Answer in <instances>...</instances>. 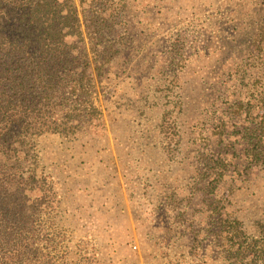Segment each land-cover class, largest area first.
Wrapping results in <instances>:
<instances>
[{"label":"rangeland","instance_id":"obj_1","mask_svg":"<svg viewBox=\"0 0 264 264\" xmlns=\"http://www.w3.org/2000/svg\"><path fill=\"white\" fill-rule=\"evenodd\" d=\"M116 6L123 25L101 37L83 25V34L74 37L78 53L91 63L97 107L62 130L30 139L19 154L24 172L46 180L55 198L45 217L59 237L54 234L42 253L53 256L54 264H228L209 235L199 255H192L187 226L197 221L211 227L192 216L204 201L195 189L201 176L199 136L218 115L226 118L233 105L248 101L249 121H227L230 172L215 200L264 248V105L247 86L258 80L264 91V0H116ZM200 18L206 21L203 36L181 74L179 150L170 162L159 127L172 76L166 37ZM86 32L98 38V55L90 51L96 40ZM255 58L262 65L251 68L248 62ZM217 95L222 103L215 102ZM249 143L251 158H258L246 159ZM171 193L173 207L163 205ZM154 209L159 221L152 218ZM172 229L185 234L164 240ZM165 241L171 245L163 255Z\"/></svg>","mask_w":264,"mask_h":264},{"label":"trees","instance_id":"obj_2","mask_svg":"<svg viewBox=\"0 0 264 264\" xmlns=\"http://www.w3.org/2000/svg\"><path fill=\"white\" fill-rule=\"evenodd\" d=\"M86 2L88 0H0V264L55 263L53 256L42 253L45 245L53 243L54 228H49L52 222L45 217V209L55 198L46 180L24 172L19 154L30 139L62 130L76 115L85 113L90 106L97 107L95 101L99 98L88 73L91 63L87 54L84 58L78 53L74 37L83 34V25L101 37L123 23L119 20L116 0H91L88 6ZM86 7L90 9L85 11ZM246 12H242V21L246 20ZM205 24L204 18L196 19L166 37L172 52L169 57L172 76L164 88L165 103L159 115V127L161 148L170 162L176 161L179 150L181 74L197 52ZM86 33L96 40L91 42L90 51L98 55V38ZM259 37L260 33L254 35L255 39ZM248 44L253 42L250 40ZM257 65H262L261 58L248 62L251 68ZM258 84V80L252 79L247 86L256 93V101L262 106L264 91ZM217 101L222 103L224 98L217 95ZM225 102L227 105L228 101ZM251 109L249 101L233 105L226 118L221 113L208 132L199 136L201 176L195 189L202 192L204 201L192 216L193 219L203 218L211 227L206 230L197 221L189 222V251L194 256L199 255L209 235L213 239L212 248L228 264H264V248L254 243L243 222L231 218L225 212V205L215 200L230 172L224 140L227 121L237 117L249 121ZM253 135L255 133L251 132V137ZM252 145H248L247 160L251 158L249 152L254 151ZM10 160L14 164H10ZM175 195H168L163 205L173 207ZM155 209L152 218L159 221ZM178 233L185 234L181 229H172L164 240ZM55 235L59 237L58 231ZM170 245L167 241L163 243V255Z\"/></svg>","mask_w":264,"mask_h":264}]
</instances>
